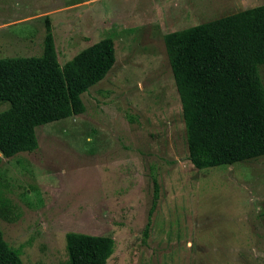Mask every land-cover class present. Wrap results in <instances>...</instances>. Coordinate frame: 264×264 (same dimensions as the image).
<instances>
[{
    "label": "rangeland",
    "instance_id": "obj_1",
    "mask_svg": "<svg viewBox=\"0 0 264 264\" xmlns=\"http://www.w3.org/2000/svg\"><path fill=\"white\" fill-rule=\"evenodd\" d=\"M262 4L0 0V59L40 56L47 15L60 64L102 38L115 48L105 78L81 96L84 113L36 127L35 151L0 162V229L23 264H68L70 232L110 236L106 264H264V157L191 165L163 43ZM258 73L264 86V65Z\"/></svg>",
    "mask_w": 264,
    "mask_h": 264
},
{
    "label": "trees",
    "instance_id": "obj_2",
    "mask_svg": "<svg viewBox=\"0 0 264 264\" xmlns=\"http://www.w3.org/2000/svg\"><path fill=\"white\" fill-rule=\"evenodd\" d=\"M48 18L40 56L0 59V103L9 104L0 112V162L35 151L36 127L84 113L82 94L114 65L108 37L60 64ZM163 43L191 165L206 170L264 157V4L166 33ZM4 211L0 201L7 219ZM113 247L110 236L65 235L68 264H106ZM0 264H23L1 229Z\"/></svg>",
    "mask_w": 264,
    "mask_h": 264
},
{
    "label": "crops",
    "instance_id": "obj_3",
    "mask_svg": "<svg viewBox=\"0 0 264 264\" xmlns=\"http://www.w3.org/2000/svg\"><path fill=\"white\" fill-rule=\"evenodd\" d=\"M13 22L16 23V21H13ZM13 22H9V23H13ZM10 25H13V24H10ZM5 26H9V24H8V25H6V24H2V25H0V31H1L2 28L5 27ZM6 42H8V41H6ZM12 43H13V45H14V42H12V40H10V46H11ZM13 45H12V48H13Z\"/></svg>",
    "mask_w": 264,
    "mask_h": 264
}]
</instances>
